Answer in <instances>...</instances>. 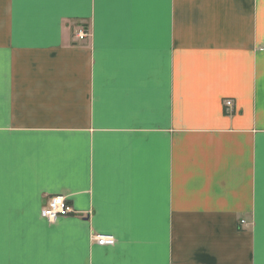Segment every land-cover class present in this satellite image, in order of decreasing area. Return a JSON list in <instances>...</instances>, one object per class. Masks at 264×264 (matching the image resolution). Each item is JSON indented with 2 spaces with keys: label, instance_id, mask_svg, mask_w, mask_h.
<instances>
[{
  "label": "crops",
  "instance_id": "0c3cea01",
  "mask_svg": "<svg viewBox=\"0 0 264 264\" xmlns=\"http://www.w3.org/2000/svg\"><path fill=\"white\" fill-rule=\"evenodd\" d=\"M0 264H264V0H0Z\"/></svg>",
  "mask_w": 264,
  "mask_h": 264
},
{
  "label": "built area",
  "instance_id": "2783aa9c",
  "mask_svg": "<svg viewBox=\"0 0 264 264\" xmlns=\"http://www.w3.org/2000/svg\"><path fill=\"white\" fill-rule=\"evenodd\" d=\"M88 32L84 29L78 30L76 38L83 40L88 37ZM224 107L227 111L233 107V101L226 99L224 101ZM40 214L46 220L53 222L61 217L77 214L73 206L62 195H51L44 200L43 207ZM94 241L99 245H111L114 243V237L111 235L94 234Z\"/></svg>",
  "mask_w": 264,
  "mask_h": 264
}]
</instances>
